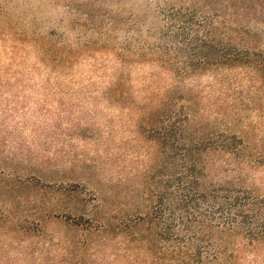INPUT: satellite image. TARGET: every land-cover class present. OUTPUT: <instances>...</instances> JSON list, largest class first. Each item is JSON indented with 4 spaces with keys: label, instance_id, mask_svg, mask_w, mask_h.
Listing matches in <instances>:
<instances>
[{
    "label": "rangeland",
    "instance_id": "1",
    "mask_svg": "<svg viewBox=\"0 0 264 264\" xmlns=\"http://www.w3.org/2000/svg\"><path fill=\"white\" fill-rule=\"evenodd\" d=\"M116 1L0 0L16 26L7 32L0 16V171L12 180L0 178V207L10 219L0 218V264H153L130 241L99 230L97 223L88 229L85 221H62L66 207L49 199L56 188L43 194L21 183L41 178L49 186L73 184L89 200L106 189L116 199L126 192L131 212L146 191L157 147L144 138L139 122L144 107L158 104L172 78L135 54L144 42L161 41V6L194 2L123 0L111 24L106 11ZM248 30L259 34L257 44L264 48V22L252 21ZM21 32H36L63 53L46 57L44 46ZM184 84L200 90L199 118L249 143L251 156L242 170L239 160L218 157L211 178L264 199V83L256 85L236 70L192 75ZM214 104L243 110L235 123L231 111L218 117ZM37 211L59 219L47 221L40 233L20 232L15 223ZM242 264H264V247L245 250Z\"/></svg>",
    "mask_w": 264,
    "mask_h": 264
},
{
    "label": "trees",
    "instance_id": "2",
    "mask_svg": "<svg viewBox=\"0 0 264 264\" xmlns=\"http://www.w3.org/2000/svg\"><path fill=\"white\" fill-rule=\"evenodd\" d=\"M122 1L106 11L111 24ZM190 1L191 6H161V41L152 46L144 42L135 54L157 64L171 76L172 84L156 106L153 100L144 107L140 118L139 131L157 147V155L146 178V191L133 212L126 192L116 199L106 189L89 200L73 184L49 186L41 178L21 183L25 189L41 188L43 194L56 188L49 199L66 207L67 218L62 221H85L90 223L88 229L97 223L99 230L116 232L130 241L153 264H242L245 250L264 247V199L247 187L216 182L211 173L218 157L239 160L242 170L251 156L249 143L244 135L218 130L199 118L195 103L200 90L187 89L184 83L192 75L218 77L236 70L256 85L264 83V48L257 44L259 34L248 30L252 21L264 22V0ZM0 16L2 28L16 29L12 16L1 6ZM22 35L42 44L46 57L59 59L63 53L36 32ZM242 110L240 105H213L222 119L227 111L233 112L235 123ZM9 175L0 171L1 179L11 180ZM53 217L59 219V214L37 211L15 224L20 232L40 233ZM0 218L10 221L2 206Z\"/></svg>",
    "mask_w": 264,
    "mask_h": 264
}]
</instances>
